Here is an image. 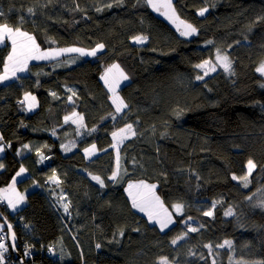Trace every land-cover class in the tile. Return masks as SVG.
<instances>
[{"label":"trees","instance_id":"1","mask_svg":"<svg viewBox=\"0 0 264 264\" xmlns=\"http://www.w3.org/2000/svg\"><path fill=\"white\" fill-rule=\"evenodd\" d=\"M108 3L113 6L105 7ZM173 4L197 34L181 36L167 18L151 26L157 12L144 0H123V6L115 0H0V22L34 35L43 50L106 46L71 67L67 58L33 63L19 89L0 87V131L4 144H10L0 158V189L10 185L21 167L30 173L18 185L27 194L23 210L13 216L0 202L24 264H156L161 256L175 264H212L213 259L216 264H264V208L254 206L264 199V78L256 71L264 61V21L255 22L264 16V0ZM205 7L208 11L199 16ZM135 35L148 36L147 43L134 44ZM217 48L229 55L235 75L221 69L196 80L203 73L194 65L214 61ZM8 50H0L2 70ZM113 63L131 81L119 90L129 108L115 121L109 115L115 113L111 93L100 79ZM26 92L37 96L38 110L29 112L19 103ZM72 111L84 118L79 134L77 125L64 120ZM127 123L137 135L120 145L121 174L113 182L107 179L117 156L111 133ZM93 143L106 148L96 164L84 153ZM62 145L71 150L65 152ZM41 156L51 163L42 166ZM249 158L257 168L243 188L231 177L246 173ZM54 175L70 202L69 215L54 199L49 185ZM93 175L106 187L100 188ZM139 181L155 184L164 207L173 213L176 223L163 233L131 206L125 189ZM213 201V217L204 216ZM177 202L184 204L183 216L174 213ZM229 207L233 216L224 215ZM189 216L193 219L185 224ZM188 226L199 231L173 246L171 239ZM225 240L232 241L231 249L216 247ZM208 243L211 255L204 247ZM28 248L35 255L26 261Z\"/></svg>","mask_w":264,"mask_h":264},{"label":"snow or ice","instance_id":"2","mask_svg":"<svg viewBox=\"0 0 264 264\" xmlns=\"http://www.w3.org/2000/svg\"><path fill=\"white\" fill-rule=\"evenodd\" d=\"M116 3L123 6V0H115ZM140 0H137L139 3ZM144 3L149 6L153 11L159 12L161 15L165 16L169 21L177 26V31L183 37H191L197 34V28L182 19H180L177 14L176 7L173 4V0H144ZM113 6L112 3H108L105 5L107 8H111ZM97 11H101V9L97 8ZM208 11V8H201L198 12L199 16H204ZM29 14L35 15V12L32 8L28 9ZM0 16H3V13H0ZM264 21V16H259L256 18V23ZM21 24L23 23V17L20 18ZM251 30V29H249ZM247 39V38H246ZM131 40L134 44L143 45L147 43L148 36L146 35H135L131 37ZM5 41L10 42V51L7 56L3 60V73L0 74V84H4L6 81L13 80L17 77V73L26 72L28 70V65L30 61H40V60H56L61 55L65 53H77L81 57H96L97 53L103 52L105 49V44L102 42L96 43L94 47L90 49H84L80 47H68V48H59V49H49L42 50L41 45L37 43V40L34 35L28 33L27 31H23L20 26H11L7 22H0V46H7ZM54 43V41H50ZM236 44H239L240 41H236ZM207 44H213V41H207ZM231 47V45L229 46ZM74 62V61H73ZM196 69L201 70L202 75L197 74L196 80H203L204 77L208 76L209 72H215L217 67L222 68L225 73L229 76L235 75V70L233 68V61L230 59L229 55L226 53H222L219 48L216 49L215 60H204L201 63L194 65ZM256 71L264 76V61H261L260 65L256 68ZM100 79L104 82L105 87L108 92L111 93L110 100L111 104L115 108V113H110L111 119L115 121L117 117L121 113H125V110L129 108V105L126 103L124 98H122L117 89L119 88L121 82L128 81L129 76L121 69L119 64L113 63L108 68L105 69L103 75ZM261 87H264V83L261 84ZM71 91V90H70ZM54 97L56 93H51ZM76 93L73 91L72 96H75ZM72 96L67 98L69 103H74ZM21 105H26L27 111H32L37 106V100L34 95L29 92L24 94V99L19 102ZM183 110H179L177 115L179 116ZM65 123L69 120L72 123L78 126V134L79 129L84 127V118L82 115H79L77 112L72 111L70 116L64 117ZM91 131H96V129H92ZM55 134V133H53ZM137 135L136 130L133 127V124L127 123L124 127L120 128L118 131H113L111 133L112 143L111 147L116 150V168L112 171L111 175L108 176V180L113 182H118L121 174V166H120V148L119 146L124 143L125 140L131 139ZM3 136H0V141H3ZM10 147L9 145L0 144V153L5 151V147ZM25 148L28 145H24ZM62 148L65 152L71 150V145H62ZM85 157L90 158L91 156L96 154V145L93 143L90 148L84 149ZM40 155L39 153H37ZM44 159V157H41ZM4 165L0 163V169H3ZM247 171L245 174L241 176L232 175V180L237 181L241 184L243 188H248L251 183L250 177L252 176L253 171L257 168V164L253 159L249 158L246 164ZM26 170L21 167L18 172H16L15 176L12 178L10 185L7 188L0 189V202H6L7 207L15 212L20 205H22L25 201L24 195L17 191L16 185L18 183L16 177L21 176ZM127 170H125L126 174ZM53 182L59 184L60 181L53 176ZM91 179L94 180L100 188H105V181L101 179L100 176L93 175ZM156 185L155 184H146L143 181H139L137 183L129 182L127 184V188L125 192H127L128 197L131 201V206L133 209L144 213L148 218V223L158 226L159 231L161 233L165 232L166 229H169L171 225L175 224L176 221L173 219V213L169 212L167 208L164 207L163 202L160 197L155 192ZM255 195V194H254ZM66 197H61V200H65ZM248 200H252V196L246 197ZM217 201H213L209 210L203 212L204 216L213 217L214 209L216 208ZM61 206L65 213L69 211L68 203H62ZM261 208H264V199H262L257 205ZM173 210L176 216H183L184 212V204L177 202L173 206ZM225 216H233L234 213L232 208L229 207L225 212ZM192 217H188L187 220L183 221L187 224V221L192 220ZM203 227V225H200ZM7 228L9 232H11L12 225L7 224ZM133 231H139V229H133ZM199 228L188 226L186 232H182L177 234L173 239H171L170 243L173 246H176L180 241H183L187 238L188 233L198 232ZM120 235L123 236V231H120ZM6 239V237L0 232V241ZM11 239L13 244L11 247L15 248L14 241L16 240L15 233L12 232ZM227 246L229 249L232 248V241L225 240L222 244H217V248H224ZM99 249L101 246L99 244L96 245ZM205 248L208 249L209 255L212 254L213 245L211 243L205 244ZM8 252V246L5 243L0 242V264H5V253ZM49 252L53 253L52 249H49ZM190 255H195V253H189ZM25 256L30 255L28 251L24 253ZM229 260L231 262L232 257L229 256ZM22 264V262H21ZM156 264H175V261L170 260L167 256H161L157 259ZM212 264H216V260H212ZM237 264H241V262H237Z\"/></svg>","mask_w":264,"mask_h":264},{"label":"crops","instance_id":"3","mask_svg":"<svg viewBox=\"0 0 264 264\" xmlns=\"http://www.w3.org/2000/svg\"><path fill=\"white\" fill-rule=\"evenodd\" d=\"M5 44L9 47V50H8V52L10 51V47H11V45H10V42H8V41H5ZM39 44V43H38ZM6 46V47H7ZM5 46H0V50H2V49H4V48H6ZM43 50V49H42ZM8 54V53H7ZM6 54V55H7ZM51 61V60H50ZM39 62H49V61H43V60H40V61H30L29 62V65H28V70L26 71V72H21V73H17V77L18 78H14L13 80H10V81H6L4 84H0V87H2V88H6V87H8V86H15L17 89H19L21 86H20V81H21V79L22 78H27L28 76H29V69H30V66H31V64H33V63H39ZM3 73V70H2V72L0 73V74H2ZM31 93V92H30ZM32 94V93H31ZM33 95V94H32ZM35 96V95H34ZM23 97H24V95H23ZM35 97H37V96H35ZM24 99V98H23ZM22 99V100H23ZM36 100H37V106L32 110V111H30V112H34V111H36V110H38V108H39V103H38V99L36 98ZM25 107H26V105H25ZM68 123H71V124H73L74 125V123H72V121L71 120H69L68 121ZM76 125V124H75ZM0 136H1V131H0ZM0 144H4V141H0ZM5 145V144H4ZM99 146H101L100 148L102 149V150H104V151H106V148L101 144H99ZM104 151H102L100 154H103V152ZM7 155V148L5 147V151L3 152V153H0V158H4L5 156ZM41 157H44V159H41ZM40 157V160H41V165L42 166H44V165H46V164H50L51 163V159L49 158V157H46V156H41ZM90 159V158H89ZM93 159H96V158H93ZM25 169V168H24ZM2 170V169H1ZM1 170H0V173H1ZM26 170V169H25ZM30 177V173H29V171H25L21 176H19V177H16V179H17V181H18V183H17V185H16V188H17V191L18 192H20L22 195H24V197H25V201H24V203L22 204V205H20L19 206V208L15 211V212H13L11 209H9L8 207V210H9V213L11 214V215H16V213H18V212H20L21 210H23L24 209V207L27 205V203H26V201H27V194L26 193H22L20 190H19V188H18V185L20 184V183H22L23 182V180H26V179H28ZM57 178V177H56ZM58 179V178H57ZM59 180V179H58ZM52 182H50V186H51V191L54 193L53 195H54V199H55V201L56 202H58L59 204H60V207H61V209H62V211L64 212V210H63V207L61 206V204L62 203H68V205L70 204V202L68 201V199H67V197H66V194L63 192V191H61V189H60V183H61V180H59L60 181V183L59 184H57V183H54L53 182V179L51 180ZM7 188V187H6ZM66 197V199L65 200H61V197ZM2 204H5L6 206H7V204H6V202H1ZM66 214V213H65ZM70 214V213H69ZM68 213L66 214V215H69ZM144 214V213H143ZM3 230V228H2V226H1V224H0V231H2Z\"/></svg>","mask_w":264,"mask_h":264},{"label":"rangeland","instance_id":"4","mask_svg":"<svg viewBox=\"0 0 264 264\" xmlns=\"http://www.w3.org/2000/svg\"><path fill=\"white\" fill-rule=\"evenodd\" d=\"M114 20H115V18H114V16H111L110 18H109V24L110 25H112L113 23H114ZM166 20V17L165 16H163V15H161L159 12H157V15L156 16H154L153 18H151L150 19V21H149V23H150V25L151 26H153V25H155L156 23H160V24H163L164 23V21ZM175 25V24H174ZM70 47H72V46H70ZM66 48H68V47H66ZM104 51H105V49H104ZM102 52H100V53H97V55L98 54H101ZM61 58H67L66 59V63H67V67H71V66H75V65H77V64H79L81 61H82V59H89V58H92V57H87V56H85V57H81V56H79L77 53H65V54H63V55H61L58 59H56V60H60ZM43 61H49V60H43ZM74 61V62H73ZM116 64H118V63H116ZM121 67V66H120ZM122 69V68H121ZM221 69L222 68H219V67H217V70L215 71V72H217V71H221ZM123 70V69H122ZM105 71V70H104ZM104 71H103V73H104ZM125 73H126V71H124ZM215 72H209V74L208 75H210V74H212V73H215ZM127 74V73H126ZM259 74V73H258ZM128 75V74H127ZM260 75V74H259ZM263 78H264V76H262ZM102 81V80H101ZM103 82V81H102ZM131 81H130V77H129V80L128 81H123V82H121V84H120V86H119V88L117 89V92H118V94L121 96V93L119 92V90H120V88H122V87H124L126 84H128V83H130ZM104 83V82H103ZM122 97V96H121ZM37 98V97H36ZM122 114V113H121ZM213 115V114H212ZM212 115H209L208 117H211ZM215 115V114H214ZM101 146H98V144L96 145V154L95 155H93V156H91L90 157V160H93L92 161V164H96V163H98V161H100V159L98 158L96 161H94L95 159H93V158H97L98 156H100L101 154V152L102 151H104V150H102L101 148H100ZM120 147V146H119ZM115 152H116V150H115ZM115 162H116V160H115ZM115 168H116V164H115ZM134 183H137V182H134ZM146 184H148V183H146ZM155 192H156V194L160 197V199H161V201L163 202V204H164V200H163V197H161V191L158 189V187H156V189H155ZM70 212L68 211V214H69ZM67 214V213H66ZM145 215V214H144ZM146 216V215H145ZM147 217V216H146ZM0 224H1V226H2V228H3V230H4V228L6 227V226H4V223L0 220Z\"/></svg>","mask_w":264,"mask_h":264},{"label":"built area","instance_id":"5","mask_svg":"<svg viewBox=\"0 0 264 264\" xmlns=\"http://www.w3.org/2000/svg\"><path fill=\"white\" fill-rule=\"evenodd\" d=\"M2 72V69L0 68V73ZM2 232V234L6 237V239L0 241L2 243H5L6 246H8V252L5 253V264H19L18 261L15 259V257L13 256V251H12V247L10 244V236L8 235V231L6 229L0 231ZM28 252L30 253V255L25 256L26 261L32 259L35 255V250L32 248H28L27 249ZM26 263V262H25Z\"/></svg>","mask_w":264,"mask_h":264},{"label":"water","instance_id":"6","mask_svg":"<svg viewBox=\"0 0 264 264\" xmlns=\"http://www.w3.org/2000/svg\"><path fill=\"white\" fill-rule=\"evenodd\" d=\"M0 220L4 223V226H6V230L8 231V235L10 236V244L12 245L13 244V241L11 239V235H12V232H14V229L12 227L11 229V232H9L8 228H7V224H10L9 221L7 220V218L5 217V215H2L1 211H0ZM16 236V234H15ZM14 244H15V248L12 247V251L15 255V257H17L18 261L22 262V264H24V260L22 257H20L19 253H18V249H17V244H18V237L16 236V240L14 241Z\"/></svg>","mask_w":264,"mask_h":264}]
</instances>
